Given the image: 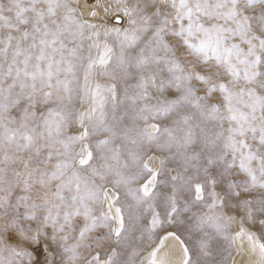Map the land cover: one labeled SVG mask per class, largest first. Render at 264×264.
<instances>
[{
  "label": "snow or ice",
  "instance_id": "snow-or-ice-1",
  "mask_svg": "<svg viewBox=\"0 0 264 264\" xmlns=\"http://www.w3.org/2000/svg\"><path fill=\"white\" fill-rule=\"evenodd\" d=\"M0 264H264V0H0Z\"/></svg>",
  "mask_w": 264,
  "mask_h": 264
},
{
  "label": "bare ground",
  "instance_id": "bare-ground-1",
  "mask_svg": "<svg viewBox=\"0 0 264 264\" xmlns=\"http://www.w3.org/2000/svg\"><path fill=\"white\" fill-rule=\"evenodd\" d=\"M238 259H239V257H238Z\"/></svg>",
  "mask_w": 264,
  "mask_h": 264
}]
</instances>
